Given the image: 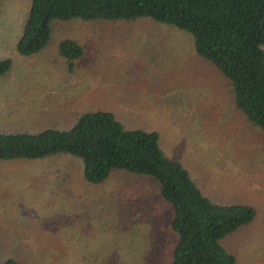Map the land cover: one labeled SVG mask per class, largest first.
<instances>
[{
    "label": "rangeland",
    "instance_id": "1",
    "mask_svg": "<svg viewBox=\"0 0 264 264\" xmlns=\"http://www.w3.org/2000/svg\"><path fill=\"white\" fill-rule=\"evenodd\" d=\"M30 3L0 0V60H12L0 80V131L68 129L93 110L156 131L164 154L211 201L256 209L222 245L236 264H264V132L235 110L227 82L194 54L189 36L149 19L56 21L47 47L23 57L15 46ZM63 39L84 49L71 73L57 52ZM125 185L147 196L126 200ZM170 219L150 180L118 172L87 185L80 161L64 155L0 162V262L168 264Z\"/></svg>",
    "mask_w": 264,
    "mask_h": 264
},
{
    "label": "trees",
    "instance_id": "2",
    "mask_svg": "<svg viewBox=\"0 0 264 264\" xmlns=\"http://www.w3.org/2000/svg\"><path fill=\"white\" fill-rule=\"evenodd\" d=\"M74 19L89 23L149 19L185 32L194 54L227 82L235 110L264 132V0H31L17 54L40 53L51 42L53 24ZM57 52L71 73L84 49L63 39ZM11 69V59L0 60V80ZM159 140L156 131L127 129L113 113L93 110L80 113L68 129L0 131V162L64 155L80 161L87 185H101L118 172L150 180L161 203L171 210L169 228L175 244L168 264H236L222 242L250 225L256 209L211 201L184 165L164 154ZM123 191L126 200L147 196L128 185ZM0 264L28 263L7 258Z\"/></svg>",
    "mask_w": 264,
    "mask_h": 264
}]
</instances>
